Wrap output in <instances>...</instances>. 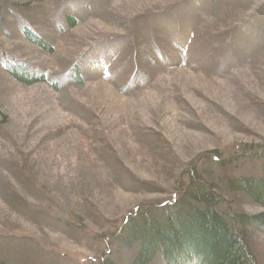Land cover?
Segmentation results:
<instances>
[{
	"label": "rangeland",
	"instance_id": "obj_1",
	"mask_svg": "<svg viewBox=\"0 0 264 264\" xmlns=\"http://www.w3.org/2000/svg\"><path fill=\"white\" fill-rule=\"evenodd\" d=\"M105 1L37 0L28 2L27 11L23 10L26 6L16 9L17 5L12 4L0 14V19L6 21L2 29L5 40L9 39L20 56L35 62L39 70L46 69L48 81L55 83L58 92L52 93L43 84L22 89L0 78V120L4 121L0 124V201L5 198L10 202V206L0 207L2 264H102L105 257L111 264H130L134 252L118 247L115 232L132 219L134 209L142 203L156 205L174 198L180 174L192 165L193 159L202 156L235 159L232 164L208 169L209 181L225 196L222 209L247 214L260 210L241 200L228 182L246 175L264 178V155L256 159L264 153V39L250 50L251 56L257 53L258 57L247 61L251 64L248 68L232 71L230 66L238 64L240 53L234 50L231 57L226 53L223 65L217 66L218 72H229L224 76H212L217 72L216 60L197 51L194 60H188L192 71L178 69L172 71L171 77L158 71L157 83L149 88L146 73L151 72L152 63L142 59L149 66L134 76L124 66L118 72L110 68L106 79L91 75L96 79L93 85L99 84L97 89L77 91L69 86L72 82L67 79V69L83 51L77 44L99 36L89 29L100 27L96 28L100 32L112 21L126 30L132 24L140 29L137 24L143 22L118 17L116 10L112 14L104 8ZM145 1L154 5L141 9L138 17L154 13L155 8L160 10L158 15H175L176 6L182 2ZM188 1L194 0H183L186 9ZM68 16L80 24L97 20L70 29ZM19 18L29 21L56 53L49 57L35 54L18 41L22 40L15 27ZM110 31L104 30L108 34ZM255 35L259 40L261 34L255 30ZM211 41L207 50L225 45L223 40ZM151 57L162 65L157 54ZM130 61L129 65L136 67L137 60ZM90 71L101 76L96 69ZM96 127L94 140L105 143L97 152L104 161L99 177L106 189L95 191L96 181L76 168L72 153L75 156L84 149L83 138L89 136V141V131ZM151 146L161 155L154 157L148 151ZM129 147L134 157L124 151ZM34 156L39 158L38 169L56 170L57 181L49 175L33 179L37 168L32 167L30 159ZM75 174L78 179H71L77 178ZM140 186L146 187L145 193L137 192L135 199L132 193ZM248 243L257 264H264V236L250 232Z\"/></svg>",
	"mask_w": 264,
	"mask_h": 264
},
{
	"label": "trees",
	"instance_id": "obj_2",
	"mask_svg": "<svg viewBox=\"0 0 264 264\" xmlns=\"http://www.w3.org/2000/svg\"><path fill=\"white\" fill-rule=\"evenodd\" d=\"M36 1L0 0V14L7 8L6 6L12 4L13 6L17 5L16 9L26 6V9L23 10L27 11V8L30 7L28 2ZM115 1L117 4H113ZM181 1L180 5L176 6V10H180V19H176L167 13L158 15L160 10L156 8L154 13H147L148 15L138 17V12L141 9L154 5L153 3L146 4L145 0H106L104 8L112 14L116 10L118 17L124 15L128 20H135L134 18H136L137 21H143L137 24L141 25L139 26L140 29L133 27L132 24L130 30H126L118 22L113 21L107 23L106 28L100 32L96 30V28L100 30V27H91L89 32L92 33L93 31L99 36H92L90 39H84L77 44L79 45L78 50L81 47L83 51L67 69V79L72 82L69 86L82 92L97 89L99 84L97 82L96 86L93 85L92 81L96 79L91 75L99 79H106L110 74V68L112 72H118L119 70L122 71L124 66V69L128 68L126 72L131 70L134 76L139 69L143 70L149 66L143 63V60L146 59L152 63L150 64L152 68L149 69L151 72L146 73V87L149 88L157 83L158 79L155 77V73L158 71L163 70V76L168 77L172 76V71L178 69L188 68L192 71L190 67L192 64L188 60H194L193 55L197 54V51L201 54L207 52L208 55L215 56V50L206 49L211 45L208 43L212 42V39L223 40L226 50H231L229 53H233L234 50L240 53L238 64L231 66L234 70H237L238 67H244L250 58L253 60L258 57L257 53L251 56L250 50L256 47L255 43L260 45L261 40L264 39V16H262L264 15V0H207L206 6L201 5L204 0H194V3L188 1L187 8L189 9L184 8L185 1ZM169 2H173V0ZM173 3L175 4V2ZM73 20L72 17L66 18L70 29H75L86 23H94L97 19L89 20L84 24L74 20L78 23L76 24ZM100 20L98 19V21ZM27 22L25 23L21 18L16 19L15 27L18 28L19 34L22 36V40H17L21 41L25 47L34 50L35 54L49 57L56 53L54 46L45 42L44 38L32 29L30 22ZM161 24L166 29L160 27L161 30H158V26ZM5 25V19H0V78L4 77L5 80L12 81L14 85L22 89L43 84L49 87L52 93H58L55 89V83L49 82L47 79V70H39L35 62L20 56L8 43L9 39L5 40L6 36L2 33ZM106 29L111 30L109 34L104 32ZM255 30L261 34L259 40H256ZM140 31L143 32L140 33ZM167 31L182 36L180 40L173 39L168 42L170 54L160 52L161 49H165V45L162 43L164 40L162 33L166 35ZM129 34L132 36L136 34L137 37L133 36L134 38H132ZM182 38L187 41L186 49H181V44L184 43L181 42ZM166 49L168 48L166 47ZM153 54H157L162 65L152 61L151 55ZM227 56L229 55L227 54ZM132 58L137 60L134 63L136 67L132 64L129 65ZM201 59L200 56L199 60ZM87 60H90L91 64L87 63ZM250 65L248 64V66ZM90 69H96L101 76L98 77ZM212 76L222 75L214 72ZM208 112L210 113V111ZM183 114L186 115L185 108ZM3 123L4 121L1 119L0 124L3 125ZM96 131L97 127L92 132L89 131L90 142L88 141V134H84L88 136L83 138L86 140V144L82 143L84 149L78 150V154L75 152V156L72 153V160L75 161L76 168L83 170L82 173H85V177L90 175L96 181L95 191L106 189L104 181L99 177L104 161L97 152V149L104 147L105 143L102 140H94L96 137L93 134ZM119 143L123 144L124 142L120 139ZM124 151L133 157L135 156L131 147L125 148ZM148 151H152L154 157L161 155L153 146ZM261 154L264 155L261 152L256 156V159L261 160ZM119 156L121 159L124 157L123 154ZM115 157L120 164L123 163L118 155ZM30 160L33 161L31 162L33 163V165L31 164L32 167L36 166L35 168H37L34 170V180L43 176L46 177V175H49L53 180H58L56 170L50 167L38 169L40 167L37 162L39 158L36 156ZM165 160L168 163L167 159ZM234 160V157L220 160L217 155L209 159L204 156L195 158L192 165L189 166L190 168L187 166V170L180 174L179 179L174 178V180L178 179L174 198L170 197V201L166 200L156 205L142 203V206L139 205L140 207L134 209V214L130 217L132 219L128 220L129 222L127 220L123 222L124 227L114 234L118 247L134 252L130 264H257L250 252L248 238L250 232L264 236V178L246 175L228 182V184L230 183V190L238 194L241 200H245L248 205L260 209L251 214L238 212V210L236 213H229L225 208L222 209L225 196L219 187L217 188L209 181L211 175L208 171L209 168L222 167L228 162L232 164ZM77 174H75L77 178L72 177L71 179H78ZM73 182L75 181H71V183ZM9 188L19 192L13 186L9 185ZM145 188V186H140V189L132 193V196L136 199L137 192L144 194ZM125 192L131 195L129 190ZM34 194L37 195V192ZM2 199L0 207L10 206L7 199ZM9 215L11 214L9 213ZM190 248L198 254V257L191 258L189 256ZM108 260L109 258L105 257L102 264H111ZM0 264H2L1 261Z\"/></svg>",
	"mask_w": 264,
	"mask_h": 264
},
{
	"label": "bare ground",
	"instance_id": "obj_3",
	"mask_svg": "<svg viewBox=\"0 0 264 264\" xmlns=\"http://www.w3.org/2000/svg\"><path fill=\"white\" fill-rule=\"evenodd\" d=\"M193 3H194V1H193ZM207 3H208V1L207 0H204L203 1V3L201 4L202 6H206L207 5ZM173 18H176V19H180V10H177V12H176V14L175 15H173ZM168 23H170V22H168ZM160 27H163L164 29H166L165 28V26L163 25V24H161L160 25ZM168 32V31H167ZM166 32V39L168 40H166V39H164L163 40V44L165 45L164 47H165V49L164 50H162L161 49V53H167V51H169L170 52V49H169V47L168 46H170V45H168V42L170 41V40H173V39H175V40H180V38L182 37V36H180L179 34H173L172 32H168L167 33ZM180 33V32H179ZM163 37V36H162ZM181 42H184V43H182L181 44V49H183V48H185L186 49V43H187V41L184 39V38H182V40H181ZM168 45V46H167ZM166 47L168 48V49H166ZM179 48H180V45H179ZM231 50H226V45H220V46H215V56H210L211 58H213V59H215L216 60V71L218 72V69H217V66H222L223 65V63H224V56L226 55V53H228V52H230ZM204 52H206V50H204ZM206 54V56H208V54H207V52L205 53ZM228 55L231 57L232 55H233V53H228ZM185 57H187L186 55H185ZM207 58V57H206ZM95 59H96V57H95ZM207 61L209 62V63H211V61L207 58ZM248 64H249V62H246V64H245V67L246 68H248ZM230 68H231V70L233 71L234 69H233V67H231L230 66ZM230 70V71H231ZM220 75H222V76H224L225 74H228L229 72H218ZM231 75V74H230ZM189 256L191 257V258H196V257H198V254L192 249V248H190V251H189Z\"/></svg>",
	"mask_w": 264,
	"mask_h": 264
}]
</instances>
